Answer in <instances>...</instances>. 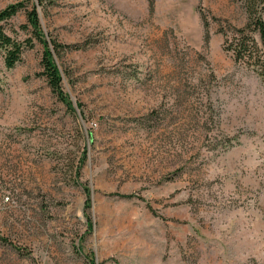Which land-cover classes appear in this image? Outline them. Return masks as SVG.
Here are the masks:
<instances>
[{
  "label": "rangeland",
  "instance_id": "374dc122",
  "mask_svg": "<svg viewBox=\"0 0 264 264\" xmlns=\"http://www.w3.org/2000/svg\"><path fill=\"white\" fill-rule=\"evenodd\" d=\"M31 3L76 46L54 56L73 111L39 43L0 51V264H264V80L221 33L243 4Z\"/></svg>",
  "mask_w": 264,
  "mask_h": 264
},
{
  "label": "trees",
  "instance_id": "16d2710c",
  "mask_svg": "<svg viewBox=\"0 0 264 264\" xmlns=\"http://www.w3.org/2000/svg\"><path fill=\"white\" fill-rule=\"evenodd\" d=\"M237 1L242 3L246 10L247 23L240 29L233 28L227 32L223 29L221 33L224 37V49L232 54L236 63L253 68L264 80V0ZM23 12L26 16V24L20 26V30L30 37L19 40L12 36L17 33L14 28L7 27ZM36 43H39L43 49L40 75L47 82L53 95L73 111L72 104L64 91L63 78L54 56L60 57L66 51L75 50L76 46L62 45L56 40L50 42L45 40L37 7L31 3V0L11 5L0 11V51L4 53V62L8 69L18 65L24 53L33 50ZM123 198H131V196Z\"/></svg>",
  "mask_w": 264,
  "mask_h": 264
}]
</instances>
